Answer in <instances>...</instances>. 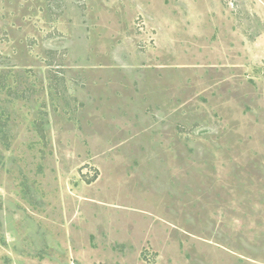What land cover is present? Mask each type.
Returning a JSON list of instances; mask_svg holds the SVG:
<instances>
[{
	"label": "rangeland",
	"instance_id": "rangeland-1",
	"mask_svg": "<svg viewBox=\"0 0 264 264\" xmlns=\"http://www.w3.org/2000/svg\"><path fill=\"white\" fill-rule=\"evenodd\" d=\"M0 264H264V0H0Z\"/></svg>",
	"mask_w": 264,
	"mask_h": 264
}]
</instances>
